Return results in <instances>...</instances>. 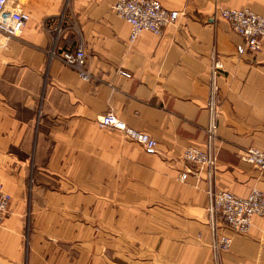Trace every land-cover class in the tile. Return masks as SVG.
I'll return each mask as SVG.
<instances>
[{
	"label": "crops",
	"instance_id": "obj_1",
	"mask_svg": "<svg viewBox=\"0 0 264 264\" xmlns=\"http://www.w3.org/2000/svg\"><path fill=\"white\" fill-rule=\"evenodd\" d=\"M157 1L176 21L130 41L114 0H17L29 18L0 35V264H264L260 216L246 233L218 222L219 250L206 210L209 187L264 192V169L238 158L264 151V42L250 52L212 17L264 16V0ZM78 46L86 79L51 54ZM107 111L155 149L99 127ZM212 116L216 169L195 176L182 151L205 150Z\"/></svg>",
	"mask_w": 264,
	"mask_h": 264
},
{
	"label": "built area",
	"instance_id": "obj_2",
	"mask_svg": "<svg viewBox=\"0 0 264 264\" xmlns=\"http://www.w3.org/2000/svg\"><path fill=\"white\" fill-rule=\"evenodd\" d=\"M112 9L128 24L130 41L142 31L159 35L162 28L176 21L179 13L175 9L162 7L157 0H114ZM212 17H218L227 22L230 29L242 39L246 50L255 52L261 49L264 42V16L247 8H218L213 11ZM28 18V14L21 9L17 0H0V35L5 39L17 38ZM51 54L63 64L74 69L79 77L83 79L88 77L84 69V53L80 46L73 52L65 51L56 54L51 51ZM213 66L220 67V64L214 62ZM213 116L204 129L205 150L186 146L182 151V159L196 167L193 173L195 176L199 170L204 168L207 177L211 178L216 169L217 145ZM96 124L99 127L119 131L127 141L138 143L149 151L155 149L153 138L144 132L126 126L112 111L99 116ZM238 158L250 163L257 170L264 169V151L262 150L245 147L239 151ZM187 172L189 171H183L179 178L184 179ZM207 196L206 210L215 249L226 250L230 245V237L217 232L218 222L233 232L246 233L253 216L258 215L264 220L263 191L253 188L246 196L241 197L229 191L209 187ZM8 205L9 196L0 187V220L7 212Z\"/></svg>",
	"mask_w": 264,
	"mask_h": 264
}]
</instances>
